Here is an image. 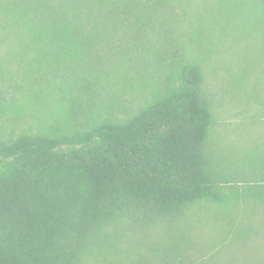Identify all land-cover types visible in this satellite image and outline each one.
Masks as SVG:
<instances>
[{"label":"trees","instance_id":"1","mask_svg":"<svg viewBox=\"0 0 264 264\" xmlns=\"http://www.w3.org/2000/svg\"><path fill=\"white\" fill-rule=\"evenodd\" d=\"M189 5L0 0V264H264L233 251L264 235V148L220 155L207 83L221 22L264 88V0Z\"/></svg>","mask_w":264,"mask_h":264},{"label":"rangeland","instance_id":"2","mask_svg":"<svg viewBox=\"0 0 264 264\" xmlns=\"http://www.w3.org/2000/svg\"><path fill=\"white\" fill-rule=\"evenodd\" d=\"M202 3L203 0H190V5L185 8L188 17L194 18L197 13L204 12ZM220 27L222 23L217 22L214 36H210L208 43V53H210L207 64L208 90L216 106L218 122L216 141L220 155L224 159L241 164L243 159H247L248 154L264 148V112L257 102L258 97L264 101V88L257 91L251 82L243 80L244 60L248 56L250 45L248 39L241 34L230 32L227 33L229 39L221 40ZM6 68L9 75L5 78L10 80L12 85L19 83L20 78L15 72V66L7 64ZM3 79L0 77V90L4 87ZM21 92L16 96L19 100L16 103L24 108L26 116H30L35 113L34 103L29 99L27 88L22 89ZM20 128L23 127L5 128L4 132L8 133L12 129ZM250 165L254 170L253 165ZM246 170L249 171L248 168ZM252 222L257 224L258 219L254 218ZM220 223L212 224L207 221V225L202 230V239L206 242L217 241L218 227L222 229ZM260 226L263 231L264 223ZM244 243L243 250L233 249L237 255L244 257L241 259L244 262L253 261L257 254L264 253V235L251 237Z\"/></svg>","mask_w":264,"mask_h":264}]
</instances>
